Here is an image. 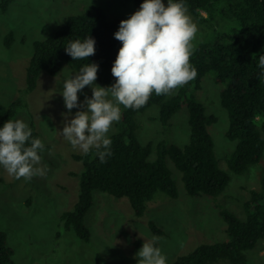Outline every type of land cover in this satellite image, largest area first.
I'll list each match as a JSON object with an SVG mask.
<instances>
[{"label": "rangeland", "instance_id": "obj_1", "mask_svg": "<svg viewBox=\"0 0 264 264\" xmlns=\"http://www.w3.org/2000/svg\"><path fill=\"white\" fill-rule=\"evenodd\" d=\"M163 2L167 6L168 0ZM93 4L101 6L109 19L126 20L136 12L134 0H14L5 14L0 10V119L12 102L21 99L23 106L13 121L23 120L29 127L31 119L35 122L40 140L46 146L38 166H47L46 176L26 180L9 175L0 165V230L7 234L17 264H139L136 254L145 242H153V237L156 247L167 258L166 264H171L204 243L228 239L227 223L218 207L245 219L243 203L250 198V191L264 192V157L243 175L229 170L227 161L236 148V141L227 136L229 114L220 97L224 86L216 83L214 72H209L194 94L205 106L206 113L217 118L209 131L215 143L218 166L231 175L225 192L216 199L190 197L185 191L182 173L167 157L179 190L176 199L158 192L148 203L145 214L138 217L128 198L95 190L94 204L86 216L90 241H82L73 231H66L61 217L65 211L73 210L84 171L83 164L73 156L84 152L73 148L61 132L66 121L75 118L78 111L87 110L84 101L92 97L93 90L92 86H85L78 92L83 107L69 110L62 95L63 85L76 72L66 63L57 76L43 72L37 87L28 92L27 68L35 41L52 37L69 15L83 13ZM188 14L198 26L192 41L193 52L202 43L213 41L218 34L239 26L227 13L217 14L210 22H201ZM10 31L14 32V41L7 47L4 38ZM95 84L105 88L112 86L97 80ZM176 93L173 91L168 97ZM120 108L121 119L113 122L108 138L121 123L122 105ZM158 116L156 105L137 115L138 139L143 144L154 143L152 160L157 157L156 144L160 141L183 147L190 140L187 107L179 110L168 126H164ZM262 134L264 137V131ZM151 221L163 230V235L151 231ZM247 257L250 264H264V238L247 251Z\"/></svg>", "mask_w": 264, "mask_h": 264}, {"label": "trees", "instance_id": "obj_2", "mask_svg": "<svg viewBox=\"0 0 264 264\" xmlns=\"http://www.w3.org/2000/svg\"><path fill=\"white\" fill-rule=\"evenodd\" d=\"M14 0H1L0 10L8 11ZM144 0H134L136 11ZM181 2V0H173ZM196 19L210 22L219 13H227L239 23L238 27L218 34L213 41L202 43L191 55L190 63L197 69V77L181 86L171 97L168 94L152 93L146 105L128 109L122 105V120L118 129L109 138L111 156L101 163L98 150L75 154L84 171L80 177V194L73 210L65 211L61 220L66 231H73L82 241L89 242L91 230L86 216L94 204L95 190L117 198H128L136 216L147 211L148 203L158 192L171 199L179 196L176 181L167 165L169 157L182 173L185 191L190 197L208 196L216 199L222 195L231 181V175L219 168L215 143L209 131L217 121L216 116L206 113L205 106L197 99L195 90L201 88L202 80L214 72L217 84L224 86L221 104L229 114L230 127L227 136L236 141V148L228 158L232 173L243 175L264 157V67L260 57L264 56V0H182ZM123 19H109L104 9L96 4L85 12L69 15L52 37L34 42V51L27 68L26 90L37 87L39 76L44 72L57 76L64 64L76 73L88 63L99 65L97 81L113 85L116 78L112 67L122 47L115 38ZM95 41V54L87 59L74 60L67 47L75 40L88 37ZM10 47L14 32L4 38ZM158 106V119L164 126L183 107L189 111L190 140L181 147L165 140L156 144L157 157L152 160L154 143H141L137 131V115L152 106ZM23 106L21 99L12 102L0 119V128L8 120H14ZM32 137L40 139L35 122L31 119ZM46 148V146H45ZM103 151V148L100 149ZM42 152L39 153L41 155ZM245 219L218 207L220 216L227 223L228 239L218 243H204L191 253L179 257L171 264H250L247 251L254 249L264 238V192L252 190L250 198L243 203ZM1 218V211H0ZM151 231L156 235L164 232L154 222ZM156 246V244H155ZM0 264H17L15 250L8 243L7 234L0 230Z\"/></svg>", "mask_w": 264, "mask_h": 264}, {"label": "clouds", "instance_id": "obj_3", "mask_svg": "<svg viewBox=\"0 0 264 264\" xmlns=\"http://www.w3.org/2000/svg\"><path fill=\"white\" fill-rule=\"evenodd\" d=\"M197 32L198 26L182 0H168L167 6L163 0H144L140 10L121 21L115 38L122 47L111 70L116 82L108 88L96 85L99 65L88 63L63 85L62 95L69 110L83 107L78 92L85 86L93 90L92 97L84 101L87 110L78 111L75 118L66 121L61 132L72 147L84 153L95 148L100 162L106 163V157L112 155L107 133L113 122L121 119L120 105L138 110L153 92L171 94L197 77V69L190 63ZM95 44L90 36L71 42L65 49L74 60L87 59L95 54ZM259 63L264 67V56ZM31 137V128L20 119H10L0 128V165L16 179L31 180L47 174V166H38L45 145L40 139H31L26 146ZM155 241L153 237V242H145L138 251L139 264H166L167 258Z\"/></svg>", "mask_w": 264, "mask_h": 264}]
</instances>
